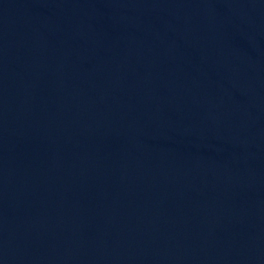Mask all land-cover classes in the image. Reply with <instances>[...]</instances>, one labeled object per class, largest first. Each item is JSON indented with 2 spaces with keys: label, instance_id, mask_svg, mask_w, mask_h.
Listing matches in <instances>:
<instances>
[{
  "label": "water",
  "instance_id": "obj_1",
  "mask_svg": "<svg viewBox=\"0 0 264 264\" xmlns=\"http://www.w3.org/2000/svg\"><path fill=\"white\" fill-rule=\"evenodd\" d=\"M0 264H264V0H0Z\"/></svg>",
  "mask_w": 264,
  "mask_h": 264
}]
</instances>
